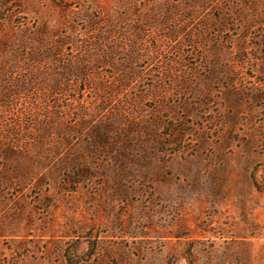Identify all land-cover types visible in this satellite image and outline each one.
I'll return each mask as SVG.
<instances>
[{"label":"rangeland","instance_id":"obj_1","mask_svg":"<svg viewBox=\"0 0 264 264\" xmlns=\"http://www.w3.org/2000/svg\"><path fill=\"white\" fill-rule=\"evenodd\" d=\"M0 264H264V0H0Z\"/></svg>","mask_w":264,"mask_h":264}]
</instances>
